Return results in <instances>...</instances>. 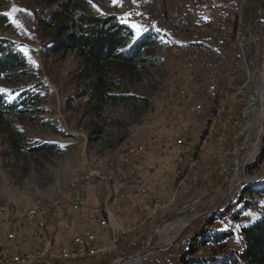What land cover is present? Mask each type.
Wrapping results in <instances>:
<instances>
[{
  "label": "rangeland",
  "instance_id": "rangeland-1",
  "mask_svg": "<svg viewBox=\"0 0 264 264\" xmlns=\"http://www.w3.org/2000/svg\"><path fill=\"white\" fill-rule=\"evenodd\" d=\"M88 1L90 12L115 14L122 21L129 20L126 23L131 26L132 23L142 26L141 34L154 36L153 52L134 73H116L114 77L98 80L99 76L88 70L77 51L56 53L47 49L53 30L39 23L44 0H0V14L6 16V22L0 23V37L21 44L30 63V76L0 77V93L9 104L17 106L10 113L0 114V206L12 207V203H16L23 207L37 200L62 199L69 188L81 187L83 180L95 176L96 172L104 170L111 175L110 172H117L115 168L124 172L125 166L115 163L130 144H144L149 153L156 145L184 135L189 142L198 144L194 152L182 160V163L187 160V168L181 167L176 174L180 177L179 193L159 200L163 205L160 211L146 219L156 218L162 211L179 204V208L153 222L161 221L158 224L161 235L149 238L153 223L148 228L146 221L141 223L140 218L137 229L124 228L129 229L125 237L116 246L106 249L108 252L103 253H106L103 259L94 258L100 260L99 264H118L121 258L146 243V248L138 251L144 257L136 264H198L202 259L230 254L240 256V264H249L241 257L248 247L244 230L264 217V181L243 182L250 181L255 169L242 172L232 181L225 180V170L234 156L236 136L245 125L242 111L249 98L240 101L236 96L226 99L218 95L205 100L203 113L196 114L193 93L198 92L203 100L205 84L203 78H194L195 72L186 64L195 54L205 56V49L198 50L196 46L222 41L221 35L226 36V33L221 32H247L248 23L259 12L263 0H247L241 9L238 0H228L231 8L227 12L234 14V19L231 14L225 23L206 19L200 0H118L116 4L113 0ZM263 15L264 11L260 16ZM13 18L18 23L14 24ZM252 26L250 32H253ZM211 32L215 34L212 37ZM139 36L135 35L134 40ZM233 41L234 37L229 42L224 40L223 44ZM217 87L219 92L227 90V84ZM109 94H124L128 98L115 101ZM253 123L250 141L239 156L253 146L260 120L254 116ZM205 139L206 150L212 152L210 156L217 161L204 167L205 156L198 166H192ZM262 142L264 149L263 139ZM262 151L254 164L259 168L264 161ZM193 171L197 174L196 185L205 187L208 177L212 188L207 186V189L214 190L188 202L189 197L185 196L190 187L187 175ZM109 180L108 185H112V177ZM203 199H206L204 205L199 206ZM222 200L221 209L211 213ZM195 201L196 206L189 210ZM206 209L205 217H197L192 228H184L186 221ZM176 212L179 214H174ZM149 214L144 212L143 217ZM164 220L167 222L163 223ZM186 234L189 237H184ZM135 238L139 242L149 238L150 243L131 247L130 242ZM186 240L193 243L187 244ZM244 241L247 246L243 249L240 244ZM133 258L124 264L137 262Z\"/></svg>",
  "mask_w": 264,
  "mask_h": 264
},
{
  "label": "built area",
  "instance_id": "built-area-1",
  "mask_svg": "<svg viewBox=\"0 0 264 264\" xmlns=\"http://www.w3.org/2000/svg\"><path fill=\"white\" fill-rule=\"evenodd\" d=\"M145 1L147 0H143V2ZM240 1L242 2V6L247 2V0ZM200 3L205 11L204 15L206 19L212 23L215 20L222 21L223 23L229 20V12H227L229 9L228 0H200ZM252 29L253 32L249 31V34L248 32H243L241 45H234V42L227 43L231 41V32H221L222 34L226 33V36L221 35L223 37L222 41L218 43H213V41L203 42L208 50L205 56L206 58L204 57V59H201L202 61H199L198 58L200 55L198 56L195 54L193 59L186 64L188 68L195 72L194 78L197 79V76L201 79L203 78L205 84L203 100L199 97L198 92L195 91L193 93L195 96L193 111L198 115L202 114L204 111V101H209L211 96L215 93L214 77L221 65H228V75L226 76L227 90L225 92L228 98L232 99L236 96L237 100L242 101L245 97H248V104L254 95L252 88H254L255 94L257 95V103L248 113L249 123L247 127L240 136H238L239 132L236 136L234 143L235 148L233 150L234 156L230 165L232 167L230 168L229 166L225 170V180L227 182L237 178L242 172L245 174V169H255L259 172L258 165H251L250 150L254 148L259 138L260 123L259 128L255 132L256 136L251 149L246 152L245 155H238L240 150L250 141L254 126V116L260 120L262 110L261 99L264 97V15L256 20ZM214 35V32L209 34L210 37ZM224 40L227 41L226 45L223 44ZM196 43L202 44V42ZM216 46H223V55H230L229 64H222V55H215ZM248 87L249 89H247ZM244 109L242 111L243 117ZM224 110L225 108H223V111ZM166 145H168L173 152L177 164L182 163L184 158H188L189 153L194 152L191 142H189L184 135L177 136L172 142H167L164 148ZM147 149L148 147L144 144H130L122 154L120 161L126 166H130L137 162L139 163L147 153ZM211 153L212 152L206 150V158ZM110 164L113 165V162L111 161ZM198 165L199 163H196L195 166ZM180 168L181 167L178 165L174 166L172 168L173 173L176 175L177 172L180 171ZM107 188L110 190L109 185ZM139 190L143 193L147 192L145 187H140ZM197 201L194 202V205L189 210H192L194 206H196ZM155 203L156 207H158V211H160L161 202L156 201ZM145 206L148 210V203H146ZM103 211H107L106 205L90 204L79 192H74L65 199L37 200L31 205L23 207L18 206L16 203H12V207L1 205L0 225L3 229L0 230V264H2L1 256L5 255L7 252H11L9 250L10 245H17L20 248V255L29 254L37 250H46L47 258L44 262H39L38 264H76L91 262L93 258H88V256L85 259H78L76 262H66L65 260L54 261L49 255V247H69L71 250L72 247L95 245L100 241V235L106 231V228L111 223L102 221ZM206 213L208 212H203L197 216L195 215V217L192 216V219L190 218L186 221L184 228H192L193 222L197 220V217H205ZM174 214H179V212ZM142 215L143 214H141L140 217H142ZM87 218L91 219L92 222L87 224ZM164 222L167 221L164 220L163 223ZM127 231L129 230L116 228L118 237L124 238ZM161 233L162 230L160 225H158L155 229L154 236L161 235ZM186 236L189 235L186 234L184 237ZM66 239H69L71 242L69 244L65 243L64 241ZM110 241H112V239H110L109 242ZM131 241V247H135L142 242L150 243L149 238L140 242L137 238ZM28 246L30 247L29 249H27ZM103 256H100V259H103ZM143 257L144 255L137 252V255L132 260L137 261L134 262V264H136L141 262ZM140 259L141 261H139ZM127 261H124L123 264Z\"/></svg>",
  "mask_w": 264,
  "mask_h": 264
},
{
  "label": "trees",
  "instance_id": "trees-1",
  "mask_svg": "<svg viewBox=\"0 0 264 264\" xmlns=\"http://www.w3.org/2000/svg\"><path fill=\"white\" fill-rule=\"evenodd\" d=\"M39 18L40 25L52 29L47 44L51 52L75 50L84 64L98 80L114 77L116 73H134L147 61L156 45L150 33L141 34L136 40V30L115 14L98 15L89 11L88 0H44ZM6 16L0 14V23ZM30 63L21 44L7 37H0V77L7 79L30 76ZM97 80V81H98ZM115 101H124V94H109ZM0 93V114L15 110ZM40 150L42 148H35ZM248 247L242 258L249 264H264V217L245 230ZM240 256L225 255L221 258L202 259L198 264H240Z\"/></svg>",
  "mask_w": 264,
  "mask_h": 264
},
{
  "label": "crops",
  "instance_id": "crops-1",
  "mask_svg": "<svg viewBox=\"0 0 264 264\" xmlns=\"http://www.w3.org/2000/svg\"><path fill=\"white\" fill-rule=\"evenodd\" d=\"M182 2H179L181 4ZM120 4V3H119ZM184 5V3H183ZM129 21V20H124ZM233 32H231V35ZM243 37V35H242ZM198 50L205 49V56L207 55V48L204 46L197 47ZM203 48V49H202ZM215 55H222V64L230 63V55H223V46H216ZM204 56V57H205ZM204 57L199 56L198 60L202 61ZM206 58V57H205ZM228 75V65H221L220 68L216 71L214 77V89L217 90L218 95L220 96L223 91H218L219 85L227 84L226 76ZM222 110V109H221ZM220 111V110H219ZM198 144V143H197ZM195 142H191V146L193 149L197 147ZM206 144L207 140H203L200 150L201 153L197 156L194 161L191 163L192 166H195L196 163H200L202 159L206 156ZM163 145V146H162ZM229 145V143H228ZM165 144H158L156 147H153V150L149 153L145 154V156L141 159V161L135 164H131L130 166H125V171L121 172V169L115 168L117 172H110L111 175H107L104 170L102 172H96L95 176H88L87 179L83 180V184L81 187L69 188L68 193H63L61 196L62 199L68 198L72 193L79 192L86 200L92 201L95 205H106L107 211H103L102 221L103 222H111L109 226L106 228V231L100 235V240L98 241L100 245H104L108 242L109 238L112 236L113 239L115 236H118V232H116V228H133L137 229L138 224L146 221V227H150L151 224L157 219H161L168 212H172L179 208V204H175L174 207L169 208V210L162 211L160 215L151 220H146L149 217H153L152 215L158 211V207L153 208L154 201H159L165 197H174L179 192L177 191V187L179 186L180 177L176 176L172 173V168L176 165L182 167L183 169L187 168L188 162L185 160L183 163H176V158L171 151L170 147ZM211 155V154H210ZM208 156L203 160L202 165L205 167L208 164L212 163V161H217L215 157ZM229 155V154H228ZM231 155V154H230ZM121 157H117V162L115 165H121L120 162ZM152 166H156L155 168ZM209 166V165H208ZM229 166V164H228ZM186 167V168H185ZM200 168V166L198 167ZM197 171V170H196ZM196 171L191 172L188 176V181L190 183L189 192L185 195L188 196L189 199L186 201H192L195 198L203 197L204 195L211 194L214 189H207V186L212 188L211 179H206L205 187L200 184V186L196 185ZM209 171L208 175H210ZM179 172V171H178ZM208 176L207 174H205ZM112 177L113 184L109 185L110 190H108L107 186L110 183V178ZM109 178V179H108ZM140 187H145L147 189L146 193L141 192ZM178 192V193H177ZM60 200V199H59ZM206 199L201 201L200 205H204ZM146 203H148V210L146 209ZM154 203V204H153ZM178 205V206H177ZM162 204L160 208H162ZM154 209V210H153ZM208 211V209L203 212ZM144 212H150L146 217H140ZM145 218V219H144ZM91 219L87 218V224L91 223ZM2 226L0 225V230H2ZM129 230V229H125ZM114 233V234H113ZM131 236V234H129ZM140 236L141 232L139 233ZM129 236V237H130ZM123 239V237H121ZM136 239V238H135ZM133 239V240H135ZM1 241V236H0ZM65 243H70L69 239L64 241ZM111 242V241H110ZM104 243V244H101ZM116 246V245H115ZM30 247L28 246L27 249ZM69 248V247H68ZM73 248V247H72ZM9 250L12 254H20V248L17 245H10ZM105 255V254H104ZM66 262H76L74 260H69ZM100 260L98 258H94L90 264H99ZM75 264V263H69ZM81 264V263H76ZM84 264V263H82Z\"/></svg>",
  "mask_w": 264,
  "mask_h": 264
},
{
  "label": "bare ground",
  "instance_id": "bare-ground-1",
  "mask_svg": "<svg viewBox=\"0 0 264 264\" xmlns=\"http://www.w3.org/2000/svg\"><path fill=\"white\" fill-rule=\"evenodd\" d=\"M238 2L240 4V9L243 8L242 2L240 0H238ZM239 4H237V5H239ZM228 8H231V4H229V3H228ZM231 18L234 19V14L231 15ZM242 35H243V32H233V34L231 35V39H232V37H234V41H233L234 45H241ZM214 91H215V93L213 96H211L210 99H215L216 97H218L217 90L214 89ZM225 92H226V90L223 91L220 96H223L224 98L227 99L228 95L225 94ZM261 107H262V110H261V114H260L259 138H258L254 148L252 150H250L251 165H254L257 162L258 156H261L260 154H262V152H263L262 150H264L262 148V143H263L262 139L264 140V97H263V99H261ZM222 110H223V108H222ZM259 161H260V158H259ZM259 166L261 167V168H259L260 169L259 172L257 170H254V172L252 173L253 175L252 176L250 175V178L252 180H254L255 178L257 179V178H260L261 176H264V174L261 175V171L264 170V167H263L264 161ZM247 170L248 169H245V171H247ZM251 179H250V181H251ZM209 214H210V212H209ZM120 239H121V237L115 236L112 239V241L109 243L110 244L109 247H107L108 245L106 246L105 244L100 245L99 242H97L93 246L73 247V248H71V250L68 247H61L60 248V246H53V247H49V255L51 256L52 260H54V261H64V260L65 261H69V260L77 261L78 259H85L87 256H88V258L100 257V256H103V253L105 251H107L106 249L114 247L119 242ZM186 242H187V244L193 243L190 240H186ZM246 246H247L246 241H244L240 244V247L243 249ZM46 258H47V251L46 250H37V251L31 252L29 254H21V255L20 254L16 255V254H12L11 252H7L5 255L1 256V263L2 264H38L39 262H44Z\"/></svg>",
  "mask_w": 264,
  "mask_h": 264
},
{
  "label": "water",
  "instance_id": "water-1",
  "mask_svg": "<svg viewBox=\"0 0 264 264\" xmlns=\"http://www.w3.org/2000/svg\"><path fill=\"white\" fill-rule=\"evenodd\" d=\"M263 10H264V0H263V2H262V5H261V7H260V9H259V12L257 13V15H256V16H255V17H254V18L248 23V26H247V32H248V34H249V31H250L251 26H252V25L256 22V20L260 17V15L262 14ZM252 90H253V92H254L253 98H252L251 101L246 105V107H245V109H244V121H245V125L240 129V131H239V135H238V136H240V135L244 132L245 128L247 127V125H248V123H249V115H248V113H249V111L251 110V108L257 103V95L255 94V90H254V88H252ZM231 167H232V166H230V168H231ZM263 181H264V177H260V178H257V179L251 180V181H243V182H245V183H250V184H257V183H260V182H263ZM223 201H224V200H222V201L220 202V204L217 206V208H216L213 212H211V213H216V212H218V211L221 209V206L223 205ZM160 223H161V221H157V222H155V223L152 224V226H151V228H150L149 238H152V237H153L154 232H155V229H156L157 225L160 224ZM146 245H147V244L144 243L140 249L134 250V251L131 252L128 256H125V257L121 258V260L118 262V264H122L124 261L129 260V259L135 257V256H136V253H137L139 250H143V249L146 248Z\"/></svg>",
  "mask_w": 264,
  "mask_h": 264
},
{
  "label": "snow or ice",
  "instance_id": "snow-or-ice-1",
  "mask_svg": "<svg viewBox=\"0 0 264 264\" xmlns=\"http://www.w3.org/2000/svg\"><path fill=\"white\" fill-rule=\"evenodd\" d=\"M113 3H114V4L118 3V0H113ZM13 11H15V9H13ZM24 11H27V10H24ZM12 22H13L14 24L18 23V21H16L14 18H13ZM124 22H128V21H124ZM132 27H133L134 29H136V35L139 36V35L141 34V31H142V26H139V25H137V24H135V23H132ZM27 54H28V53L25 52V55H27ZM29 58H30V57H29ZM32 62L35 63V61H32Z\"/></svg>",
  "mask_w": 264,
  "mask_h": 264
}]
</instances>
